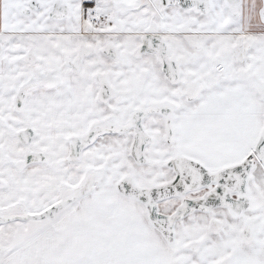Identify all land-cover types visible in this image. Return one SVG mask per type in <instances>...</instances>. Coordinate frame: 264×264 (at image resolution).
<instances>
[{
	"label": "snow or ice",
	"instance_id": "1",
	"mask_svg": "<svg viewBox=\"0 0 264 264\" xmlns=\"http://www.w3.org/2000/svg\"><path fill=\"white\" fill-rule=\"evenodd\" d=\"M0 264H264V0H0Z\"/></svg>",
	"mask_w": 264,
	"mask_h": 264
}]
</instances>
